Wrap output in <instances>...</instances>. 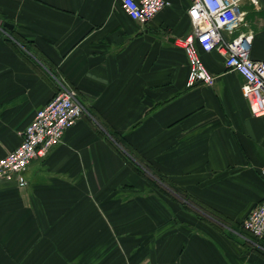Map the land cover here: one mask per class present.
<instances>
[{"label":"crops","instance_id":"1","mask_svg":"<svg viewBox=\"0 0 264 264\" xmlns=\"http://www.w3.org/2000/svg\"><path fill=\"white\" fill-rule=\"evenodd\" d=\"M167 1L141 24L120 0H0V157L59 82L85 108L24 187L0 181V264H264L241 228L264 200V116L216 51H199L214 83L186 86L189 2ZM257 1L243 30L264 61ZM110 133L198 206L140 176Z\"/></svg>","mask_w":264,"mask_h":264},{"label":"built area","instance_id":"2","mask_svg":"<svg viewBox=\"0 0 264 264\" xmlns=\"http://www.w3.org/2000/svg\"><path fill=\"white\" fill-rule=\"evenodd\" d=\"M244 0H188L186 13L190 31L175 40L183 49L188 73L186 86L197 83L211 85L215 76L205 67L199 51H216L224 57L227 69L243 79L241 94L253 116H264V61L250 55L252 32L246 26ZM257 4V0H248ZM124 12L141 24L149 23L164 7L167 0H120ZM85 108L76 92L59 82L56 94L38 109L20 132L17 146L0 157V181L13 182L20 187L27 184L25 171L31 162L43 157L48 150L62 141L64 132L84 114ZM264 178V165L260 167ZM257 240L255 247L264 254L259 240L264 237V200L255 204L241 224Z\"/></svg>","mask_w":264,"mask_h":264},{"label":"trees","instance_id":"3","mask_svg":"<svg viewBox=\"0 0 264 264\" xmlns=\"http://www.w3.org/2000/svg\"><path fill=\"white\" fill-rule=\"evenodd\" d=\"M112 139L114 140V142H116L117 145H119L123 151H121L119 149V151L121 152V154L124 156L125 160L128 162V164L143 178H145L146 180L150 181L151 184H154L156 187H159V183H163L165 184L167 187H169L170 189H172V191L174 193H176V195H178L179 197H184V200L186 201V203L194 205V206H198L195 202H193V200H191L189 197H185V195L180 192L179 190L175 189L173 186H171L169 184V182H167L165 180V178H163L160 174H158L151 165H149L147 162H145L143 159H141L140 157H138L125 143L124 141L121 139V137L117 136L116 134L110 133ZM116 147V146H115ZM117 148V147H116ZM242 228V226H241ZM243 229V228H242ZM244 230V229H243ZM244 232H246L248 235L252 236L249 232H247L246 230H244ZM261 242V244L264 246V237L259 240Z\"/></svg>","mask_w":264,"mask_h":264},{"label":"water","instance_id":"4","mask_svg":"<svg viewBox=\"0 0 264 264\" xmlns=\"http://www.w3.org/2000/svg\"><path fill=\"white\" fill-rule=\"evenodd\" d=\"M3 26H4V27H7V28H11V26H10V24H9L8 22H4V23H3Z\"/></svg>","mask_w":264,"mask_h":264}]
</instances>
